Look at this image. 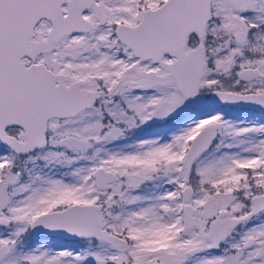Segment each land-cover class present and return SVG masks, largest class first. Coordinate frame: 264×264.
<instances>
[{"label":"snow or ice","instance_id":"snow-or-ice-1","mask_svg":"<svg viewBox=\"0 0 264 264\" xmlns=\"http://www.w3.org/2000/svg\"><path fill=\"white\" fill-rule=\"evenodd\" d=\"M0 264H264V0H0Z\"/></svg>","mask_w":264,"mask_h":264}]
</instances>
